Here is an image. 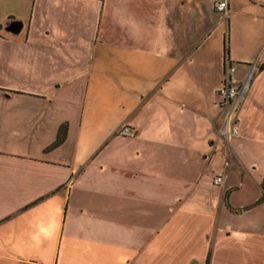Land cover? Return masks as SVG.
Here are the masks:
<instances>
[{"label": "crops", "instance_id": "1", "mask_svg": "<svg viewBox=\"0 0 264 264\" xmlns=\"http://www.w3.org/2000/svg\"><path fill=\"white\" fill-rule=\"evenodd\" d=\"M219 1L0 0V264H264V0Z\"/></svg>", "mask_w": 264, "mask_h": 264}, {"label": "built area", "instance_id": "2", "mask_svg": "<svg viewBox=\"0 0 264 264\" xmlns=\"http://www.w3.org/2000/svg\"><path fill=\"white\" fill-rule=\"evenodd\" d=\"M216 7L218 11L224 14L223 17L229 16L228 0H220ZM257 68V61L255 59L251 60L246 76L241 81H238L236 78V64L229 59H227L225 63L223 82L218 89L219 103L224 112V124L219 128V132L228 139L239 132L237 124L238 112ZM119 131L126 136L134 135L136 133L135 128L128 123H124ZM223 179V174L220 173L217 175L215 181L216 183H220Z\"/></svg>", "mask_w": 264, "mask_h": 264}, {"label": "rangeland", "instance_id": "3", "mask_svg": "<svg viewBox=\"0 0 264 264\" xmlns=\"http://www.w3.org/2000/svg\"><path fill=\"white\" fill-rule=\"evenodd\" d=\"M226 22H224L222 24V26H225ZM225 31H226V45H227V49L230 47L231 45L234 46L236 44V40H235V31L233 30V33L231 35V24L229 23V25L227 24V26L225 27Z\"/></svg>", "mask_w": 264, "mask_h": 264}, {"label": "water", "instance_id": "4", "mask_svg": "<svg viewBox=\"0 0 264 264\" xmlns=\"http://www.w3.org/2000/svg\"><path fill=\"white\" fill-rule=\"evenodd\" d=\"M22 26H23V21L15 19L10 22V24L8 25V29L13 32H18L21 30Z\"/></svg>", "mask_w": 264, "mask_h": 264}, {"label": "trees", "instance_id": "5", "mask_svg": "<svg viewBox=\"0 0 264 264\" xmlns=\"http://www.w3.org/2000/svg\"><path fill=\"white\" fill-rule=\"evenodd\" d=\"M65 136V130L64 128L61 129L60 133H59V136H58V139H57V142L61 141Z\"/></svg>", "mask_w": 264, "mask_h": 264}]
</instances>
